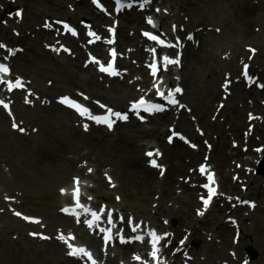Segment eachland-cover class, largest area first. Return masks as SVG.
Here are the masks:
<instances>
[{
	"label": "rangeland",
	"instance_id": "374dc122",
	"mask_svg": "<svg viewBox=\"0 0 264 264\" xmlns=\"http://www.w3.org/2000/svg\"><path fill=\"white\" fill-rule=\"evenodd\" d=\"M243 1H248V3L255 6L264 5V0ZM227 2L228 0H156L154 3L155 6L160 7L163 15L169 21L165 25L170 27L171 24H174L176 25L175 30L179 32L183 28H188V30L192 29L198 33L194 43L181 45L180 58L183 67L174 72L175 78H178L179 83L186 91L182 98L183 103L194 111V114L192 113L190 117L191 121L189 118H183L181 122L185 123L184 127L189 126L190 131L185 133L192 136V133L196 135V132L199 131L202 134V138H199L202 143L208 144L211 150L218 147L222 152L216 160L219 168H216L213 164L214 161L211 160L213 150L210 153H201L200 157L191 164V154L187 147L184 146L186 151L181 150V160L178 159L177 161L170 158L173 156L172 154H166L164 147L159 146L165 155L163 162L167 167L166 174L161 178L158 176L157 171L149 173V168L143 161L138 171L130 173L131 178L128 174L118 177L110 172L119 185L115 194L119 198L121 197L122 200V203L120 200L119 204H115L116 206L124 207V212L130 213L144 222L147 221L154 226L161 225L162 229H165V222L170 221L169 227L175 233L176 241L182 237L185 238L184 240L188 246L187 250L181 256L176 254L167 255L163 264H241L242 261H245L249 249H253L257 253V258L251 264H264V258H262V255L264 256L262 254L264 253V188L262 187L264 178L254 176L251 171L259 157L257 148L264 145V107L260 102L264 101V93L259 92L260 94L256 96L257 103H254L247 93L244 94V99L241 100L242 98L239 96L241 91L237 92L235 89L224 110L221 113L220 110H216L218 104L222 101L220 86L224 78L232 76L239 81V61L238 65L230 62L235 58L245 60L248 55L245 49L246 46L256 48L257 55L254 66L257 68V72L261 73L264 68V38H262L264 36V23L262 21L250 23L248 31L251 36L254 35L258 38L254 40H252L253 37L246 38V35L242 34L244 32L242 25L234 20L232 21V13H229L230 5ZM69 3V0H16V4H10L11 7L14 9L19 7L24 12L23 18L16 20L14 16H11L14 15V12H11V8L7 7V3L0 1V44L11 48L17 47L21 50L18 56H16L17 54L14 55L15 58L12 62L15 74L27 78L31 88L33 87L41 98L51 97L54 102L60 94L78 92L79 89L73 82H65L59 76L58 66H56L58 63L55 62L64 63V60L61 61L62 58L54 57L46 50L44 44L51 43V40L54 39L51 35H46L44 28L48 27L47 22L56 25L57 21L63 19L71 20L72 23L85 20V18L98 21L90 12L89 0H82L79 4ZM73 8L74 11H72ZM137 15L140 16L136 13L128 14L121 19L117 44L118 48L131 52L128 60L133 70L126 69L125 72L128 75L115 81L104 82L103 79L96 76L94 80L99 85L95 86L96 90L92 89L93 87H86L87 90L81 89L90 94L91 97L100 98V100H104L115 107L120 106L122 103L114 95L113 89L116 84H129L131 79L128 80V78L133 74L136 80L146 81V75L141 73L142 66L139 65L143 60V56L137 47V44L140 45L143 42L138 38V30L144 28V24L142 17L137 18ZM41 32L44 37H41ZM125 37L134 40V44L127 43ZM237 48L239 50H236ZM132 51L135 55L132 54ZM206 52L211 53L220 62L214 66L216 75L198 68L197 59L205 55ZM84 58L78 54L75 59L70 61L80 68ZM221 63L223 64L220 65ZM194 72L196 73L194 74ZM129 86L134 90L136 89V85L129 84ZM149 86H151V83ZM207 86H210V93L214 89L218 90V95L210 101L208 110L203 111L195 106L194 101H191L190 94L192 91L203 90ZM241 90L243 91V89ZM136 96H129L127 100L130 101ZM38 107L37 105L35 108ZM233 108L242 111L240 115L243 126L239 127L238 130L235 129L234 125ZM21 112L25 113L19 104H16V118L24 123V129L28 130L27 133L21 134L11 127L9 130V120L6 118L3 133L5 132L8 136L9 145L13 142L17 145H15V150H10L6 145H0V242L4 240L6 246L0 249V264H18V257L15 256V253L20 250L24 252V256L28 260L32 252L37 253L40 257L39 259L37 256L41 264H48L49 262L43 256L44 254H38L39 251H43L44 245L35 241L31 242L29 239V235L36 232V229L33 226L25 225L24 222L15 218L12 214L19 212L26 217H40L45 225L49 227V233L54 234L56 229L63 227L61 218L59 216V218H56V215H58V191L69 183L75 175L79 177L83 175L88 178L85 173L86 170L89 172V169L95 170V177H89L95 186L91 190L93 197H96L95 202L97 204L103 203L107 211L111 210L112 207H115L113 204L114 193L108 190V185L100 175L104 171L109 172L112 170L109 160L114 156L111 155L109 160L99 163L98 153H100V149L91 155H87V149H81L79 153H71L70 150L66 152L65 156L72 161L73 166L69 162H66L67 164L62 163V169H67V173L63 175H57L56 169H49L48 172L51 175L43 171L41 176H36L31 170H25L19 165L14 166L11 163L13 161L12 154L16 151L22 156L33 154L36 157V155H40L48 143L46 137L54 127L61 128V126H65V129L62 128L65 137L73 135L71 128L80 130L72 126L75 119L71 115H67L68 118L61 121L54 120L44 128L40 125V121H32ZM251 113L263 120L250 134L249 137H253L252 140L248 141L247 131L244 129L247 127L246 118ZM44 116L45 114H43ZM157 122H160V120L151 121L147 126L141 127L140 130L146 131L150 136L154 129L165 133L167 127H164V125L161 127ZM130 125L132 124L123 129L118 127L109 139L121 136V133L129 129ZM1 133L2 131H0V136ZM85 134L88 135L89 133ZM241 136L242 142L236 141V139L241 140ZM69 139L75 145V137ZM148 142L157 145L155 140L146 138L137 141L139 147ZM195 147L194 151L199 152L198 145H195ZM10 151L15 152L11 153ZM202 161L207 165L211 164L219 176L222 195L209 211L199 215L198 213L201 211L198 210L197 192L199 194L200 191L196 185L200 184V179L195 175L193 176V172ZM219 174H226V179H221ZM234 176L237 181H233ZM153 180L159 181V183L153 186ZM202 182L204 181L202 180ZM101 184H103V187ZM150 184L151 188L149 187ZM186 190L193 191L195 194V200L190 206H188V198L183 200L188 195ZM94 191L97 192V195ZM128 191L133 194V197L127 196ZM238 193L241 197H238ZM109 194L110 200L104 198ZM47 196L51 201H46ZM235 197L240 198V200L252 201L255 204L254 209L250 210L245 205L241 206L239 205L240 202L235 204ZM14 201L16 203L12 204ZM46 204H54L51 213L47 211ZM112 255L109 261L115 264L117 260L114 258L116 253L114 256ZM188 257L190 259L185 260Z\"/></svg>",
	"mask_w": 264,
	"mask_h": 264
},
{
	"label": "bare ground",
	"instance_id": "6f19581e",
	"mask_svg": "<svg viewBox=\"0 0 264 264\" xmlns=\"http://www.w3.org/2000/svg\"><path fill=\"white\" fill-rule=\"evenodd\" d=\"M227 3L230 5V12L229 13H232V21L234 20L235 22H238L243 27L244 32L242 34H245L246 38H248V37L252 38L253 37L252 40L257 39L258 38L257 36H254V35L251 36L250 32L248 31V25L250 23H252L253 21L258 22V23L260 21H262L264 23V5L255 6L253 4L248 3V1H243V0H228ZM93 22L95 23V21H93ZM137 23H139V22H137ZM97 30H99V29H97ZM40 35H41V37H44L42 32L40 33ZM46 35H51V33H46ZM120 35H121V31H120ZM262 38H264V36ZM125 40L127 43L134 44V40H132L129 37H125ZM138 48H140V47H138ZM236 50H239V48H237ZM140 53L142 54L141 51H140ZM223 54H225V53H223ZM236 59H238V58H235V60L231 61L230 63L231 64L237 63V65H238L239 59L238 60H236ZM55 63H58V65H56V66H58L57 71H58L59 76L65 82H67V81L73 82V84H75L77 86V88L79 89L80 92H82L81 89L87 90L86 87L87 88L93 87L92 89H95V86H99L96 83V81L94 80V78H96V77H95L94 71L91 68H88L87 70H84L83 67L79 68L78 65L72 63V61H70V59H68V62H66V63H60L58 61H56ZM197 63L199 65L198 68L200 70H203V71L206 70L210 74L216 75V69L214 68V66L219 64L220 62L211 53L206 52L205 55H203L202 57H199L197 59ZM222 64L223 63H221L220 65H222ZM141 73H143L142 69H141ZM195 73L196 72H194V74ZM248 73H249V78H252L254 80L255 76L257 75V68H255V66H253V69L251 70V72L249 70ZM164 76L166 78H170V77H172V73L170 72L169 74H164ZM147 82L150 83L149 79L144 81V85L148 87ZM242 84H244L243 87H242ZM245 86H247V85L245 83H243L242 80L240 83H239V81H236V84L234 85V87L232 89H234V90L236 89L237 92L241 91L240 95H239L242 98L241 100L244 99L243 98L244 94L247 93V94H249L250 98L254 101V103H257L255 97L257 96V94H260V93L257 91H254V90L252 92H251V90H246ZM209 87L210 86H207L205 89L199 90V91H192L190 94L191 101H194L196 104V105L195 104L194 105L203 111L208 110L210 101L213 99V97L215 99L218 95V90H215V89L212 93H210ZM241 89H243V91ZM100 90H102V89H100ZM113 90H114V95L117 97L118 101H122V103L119 107H123L124 103H126V101H128L127 98L129 96L132 97V96L138 95L136 90L132 89L131 86H129L128 84H125V83H122L119 85L116 84ZM246 91H248V92H246ZM48 99L52 100L51 97ZM19 106L23 111H25V113L21 112L22 114H24L28 119H30L32 121H35V122L40 121V125L44 128L46 126H48V124H50V122H53L54 120L61 121L63 119L68 118L67 115H71V117L75 116L74 113H72L71 111H69V110H67V109H65L59 105H56L54 103L50 107H45V108L38 107L35 109L25 107L21 103H19ZM223 110H224V108L222 109V111ZM233 112L234 113H232V114H234V117H235V121H234L235 129L238 130L239 127L243 126V121H242V118L240 115L242 111H240L239 109L233 108ZM43 114H45L44 117H43ZM156 120H160V122H157V124L159 123L158 125H161V127L163 125H164V127H167V125L173 126L172 121L174 119L171 117V115L161 116V117H158ZM153 121L154 120H152V122ZM5 122H6L5 116L0 114V131H2L1 136H0V145H4V146L6 145V146H8L7 148H9L10 150H15V147H16L15 145H17V144H15L13 142L9 145L8 144L9 138L5 134V132L3 133V131H4L3 128H4ZM182 122L180 124L178 123L176 125L177 132L181 131L184 133L186 131H190L189 126L184 127L185 123L184 122L182 123ZM66 124H68V123H66ZM135 124H137V125H135V126L130 125L129 129L122 132L121 136L116 137L115 139H109V137H111L112 134L106 133L105 131H103L102 128L93 127L90 134H88V135L81 132V130L71 128L73 130L72 131L73 135L65 137V135L62 131V128L65 129V126H61V128H55L54 127L53 130L51 131V133L48 134V137H46V139L48 140V143H47V145H45V148H44V150H42L40 155H36V157H34L33 154L30 156H22L18 153V151H16V152L10 151L11 153L15 152L14 154H12L13 161L11 163L14 164V166L19 165V166H22L25 170L33 171L36 176H41L43 174V171L46 172L47 174L51 175V173L48 172L49 169H56L57 175H60V174L63 175L64 173H67V169H62V167H63L62 163L65 164L66 162H69L72 165V161L69 160L65 156L66 152L71 150L70 151L71 153H73V152L79 153L81 149H87L88 150L87 155H91V154H94V152H96V150L100 149V153H98L99 163H102L103 161L105 162L106 160H109V157H111V155H112V156H114V158L110 159L111 161L109 160V163L112 166V170L110 172H112L115 176H118V177H122L124 174H128V176H130V178H131L132 177L131 174L133 172L139 170L138 168L141 166L142 161H144V159H145L144 155H143V158L140 156L141 150H143L142 151V153H143L144 150H146V148L149 147V145H150V144H148L149 143L148 142L146 145L139 147L137 141H139V139H141V138H144V139L146 138L148 140H155L156 144L158 146H160V147L162 146L166 149V151H165L166 154L170 153L173 155L170 158L177 160V161H178V159L181 160L180 152H181V150H185L184 145L182 143H180L178 140H175L172 147L167 146L164 143L163 137L165 134L169 135V133H167V132L162 133L158 129H154L153 133L150 136V134H148L146 131L140 130L143 125L141 126L138 123H135ZM157 124H155V125H157ZM125 127H127V125H121L122 129ZM117 129L118 128H116V130ZM9 130H10V124H9ZM189 133H191V132H189ZM192 134H193L192 136L194 137V139L197 140V143H200V141H201L199 139L200 137L198 135H194V133H192ZM247 136H248V141L252 140L253 137H249L250 134H248ZM70 137H75V140H76L75 145L71 143V141L69 139ZM175 139H178V138H175ZM237 140H238V142H242V136H241V140L236 139V141ZM233 141H235V140H233ZM33 145H34V143H33ZM29 147H31V146H29ZM150 150H152V147L150 148ZM203 152H204L203 147H201L199 149V152H197V153L190 150L189 153L191 154V157H190L191 158V164L197 158H199L200 154ZM221 153L222 152H220L218 147H215V149L213 150L211 160L214 161L213 164L215 165L216 168H219V164L217 165L216 160H217V157L220 156ZM104 155H105V157H103ZM259 156L260 157H258V158L256 157L257 160H260L261 157H264V151H263V154L259 155ZM255 164L257 165L258 162H255ZM75 170H77V169H75ZM148 171H149V173H154V171L151 169H148ZM102 174L100 176L103 178L104 182L106 183L105 178H104L105 172L104 173L102 172ZM93 177H95V176H93ZM93 177L91 176V178H93ZM220 177H221V179L223 178V180H225L226 174L220 175ZM156 183H159V181L153 180L152 185L154 186ZM130 184H131V182H130ZM101 185L103 187V184H101ZM149 187L150 188L152 187L151 184ZM94 193L97 195V192L94 191ZM186 194H188V195L185 198H183V200H186L188 198L189 199L188 206H190V204H192L193 201L195 200V198H194L195 194L193 191H190V190H186ZM127 196L133 197V194H131V192L128 191ZM104 198H107L110 200V194L105 196ZM46 201L47 202L51 201L48 196L46 197ZM197 205H198V203H197ZM53 207H54V204H46V209L49 213H51V210ZM58 216L61 218L63 225H68L69 220L67 218L62 217L59 214L56 215V218H59ZM13 221H16V220H13ZM165 230H170V227L165 228ZM176 238L177 237L172 238V236H171L172 243L175 247L178 246V242L176 241ZM80 239H81L82 243L88 244L89 246H91L93 248L98 247V239L97 238H93V237L84 235ZM30 241L31 242L35 241L38 244L44 245L43 249H42L43 251H39L38 254H44L43 256L46 258V260L49 263H54V264H80V260L72 259L69 256L66 257L64 247L62 246L61 242L60 243H58L56 241L41 242L39 240H30ZM8 244H10V243H8ZM5 247H6L5 242H4V240H2L0 242V249L5 248ZM187 247L188 246H185V249H183V251L187 250ZM121 249H122V255L123 256H128L131 253V250L128 247L124 246V247H121ZM20 251L15 253V256L20 259L19 260L17 258V261L19 262L18 264H41L39 261L40 257L37 255V253L31 252L32 255H31L30 259L28 260L27 258H25L24 252L22 250H20ZM262 254H264V253H262ZM23 256H24V258H22ZM37 256L39 259L37 258ZM43 256H41V257L43 258ZM262 258H264L263 255H262ZM42 264H45V263H42Z\"/></svg>",
	"mask_w": 264,
	"mask_h": 264
},
{
	"label": "snow or ice",
	"instance_id": "6c2138e0",
	"mask_svg": "<svg viewBox=\"0 0 264 264\" xmlns=\"http://www.w3.org/2000/svg\"><path fill=\"white\" fill-rule=\"evenodd\" d=\"M93 2L97 5L98 8H102V5L100 4L99 0H93ZM146 2H147V0H146ZM116 4L118 6L119 11H122L124 9V7H131V5L121 4V0H116ZM157 11H159V10H157ZM147 23L149 25H152L153 27H155L152 19L149 18ZM64 27L67 28L68 32H70L72 35H77L75 30L72 29L71 27H69L68 25H64ZM109 32L112 34L113 39H109L106 42L108 44H113L114 43V37H115L114 28H110ZM143 35L147 39H149L153 42H156L162 46H165V42L162 39H160L158 36L153 35L149 32H144ZM89 36L92 37L95 41L101 40V37L99 35H97L95 32H89ZM4 47H5L4 45L0 44V48H4ZM8 51H9V55H14V52L12 50H8ZM65 51H67V49H65ZM153 51H155V50H153ZM250 51L254 52L255 50H250ZM110 55L113 57V60H114L116 57L115 50H112ZM93 62L100 65L99 70L101 72L107 73V74L112 75V76L118 75V72L115 70V68L112 64H110L108 66H104V65H101L100 62L98 60H95V59L93 60ZM176 63H178V61L169 59L168 57H164V64L165 65L176 64ZM151 71H152L153 76H155L157 74L158 66L155 63H153V65L151 66ZM10 74H11V72H10L9 67L3 63H0V83H5V81L3 80V76L10 75ZM244 75L247 77V66H245ZM7 87H8L9 91H12L14 89L23 88L24 84L19 78H17L14 83L11 81H8ZM261 87H264V85H261ZM174 91H175V93H179V92H181V89L176 88ZM158 92H159V90H158ZM159 95H161L163 97L164 93L159 92ZM85 99H87V97H85ZM60 102L64 105H66L67 107L75 110L81 117H86L87 119L94 121L96 124L105 125L109 130H112L114 128L116 121H125L126 122L128 120L127 113L116 112L110 108L107 109L106 114L104 116H95L91 113V111L88 108L82 106L78 102H76V101H74L68 97L62 98ZM167 102L169 104H172V105L178 104V101L174 98V94L172 92H169ZM0 106H2L5 110H7L9 115H11V110H10L8 104L4 103V101H0ZM100 107L104 108L106 106L100 105ZM181 107H183V106L181 105ZM131 111H133L137 114H139L141 111L146 112L148 114H155L157 112L165 111V108L162 105L149 103L145 99L141 98L138 102H134L132 104ZM140 119L143 120V117L141 116ZM84 127H85V131H87L88 126L85 125ZM13 128L14 129L18 128V125L15 122H13ZM18 130L21 132L24 131V129H22V128H19ZM173 135H176V133L173 132ZM181 139H183V137H181ZM171 142H172V138L170 137L169 143H171ZM192 147H195V145H192ZM146 155L151 158L154 155L160 156L162 154L159 152V150H156L155 152L149 151L146 153ZM150 164L154 168L161 167L160 165L157 164V161L155 159H151ZM91 171L92 170L89 169V172H91ZM199 171L201 174H206V178L208 181V183L203 185V187H205L207 189L208 197L207 198L201 197V200L204 204V207H205V209H207V207L209 206V204L211 202L212 197L217 194L216 188L214 187L216 181L214 178V174L206 172V166L202 165L200 167ZM161 175H163V170H161ZM109 182L111 183V178H109ZM74 184H75V188L73 191V197H74L76 208L72 209V210L65 208V209H62V211H64L65 213H68L70 215L76 216L78 222L80 219L81 212L84 214V216L90 217V219H87L85 221L87 223V226L89 228H93V227L99 228V230L105 234L104 239H105V243L107 244L109 242V240H111V238H112L111 227H115L114 221L112 219V212L109 211L107 214V223L111 227L101 228L100 224L103 222L104 213L107 210L102 208L99 211H95V210H92L91 208L81 204L80 203L81 192H80V187H79V185H80L79 178H74ZM112 186L114 187L115 185L112 184ZM65 192H66L65 189H61V194H65ZM89 199H91V197H89ZM117 200H119V197H117ZM251 206L255 207V205H251ZM76 209H79L80 211H76ZM198 214L203 215V212H200ZM15 215L22 216V214L19 212H16ZM22 218L25 220L31 221V222L39 223V221H33V219L30 217L24 216ZM120 219H121V221H123V217H121ZM128 223H129V226H130L132 232H138L139 231L140 225L134 224L131 219H129ZM165 223H167V222H165ZM31 235L39 236L40 238L46 239V240L49 239V237L43 236L39 233H31ZM147 236L149 237V242H150L151 248H152L149 255L156 262V264H163V261L161 260V258L159 256L160 241L166 239L167 234H164L163 236H161V235L157 234L155 230H149L147 232ZM58 239H60L61 241H63L67 245V247L69 249L68 255H70V256H78V255L86 256L91 261V264H97L95 259H93L91 252H89L88 250H86L84 248L75 247L73 244L69 243V239H75V237L67 238L63 234H61L58 237ZM135 240L143 243L144 242V236L143 235H137L135 237ZM120 241H121V243L127 242V241H125L123 236H120ZM181 243H183V241ZM135 259L139 260L140 257H135Z\"/></svg>",
	"mask_w": 264,
	"mask_h": 264
},
{
	"label": "water",
	"instance_id": "95a60500",
	"mask_svg": "<svg viewBox=\"0 0 264 264\" xmlns=\"http://www.w3.org/2000/svg\"><path fill=\"white\" fill-rule=\"evenodd\" d=\"M255 256V255H254Z\"/></svg>",
	"mask_w": 264,
	"mask_h": 264
}]
</instances>
